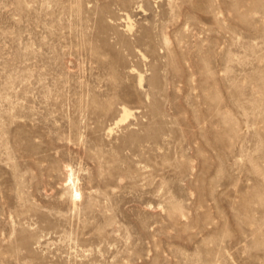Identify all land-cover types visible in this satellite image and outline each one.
<instances>
[{
    "label": "rangeland",
    "instance_id": "1",
    "mask_svg": "<svg viewBox=\"0 0 264 264\" xmlns=\"http://www.w3.org/2000/svg\"><path fill=\"white\" fill-rule=\"evenodd\" d=\"M0 264H264V0H0Z\"/></svg>",
    "mask_w": 264,
    "mask_h": 264
},
{
    "label": "bare ground",
    "instance_id": "2",
    "mask_svg": "<svg viewBox=\"0 0 264 264\" xmlns=\"http://www.w3.org/2000/svg\"><path fill=\"white\" fill-rule=\"evenodd\" d=\"M125 111V110H124ZM129 114L128 112L125 111V114L123 116V118L120 120V122L125 121L128 118ZM81 192L79 190H74V194H73V199L74 201L78 200L79 198H81Z\"/></svg>",
    "mask_w": 264,
    "mask_h": 264
}]
</instances>
